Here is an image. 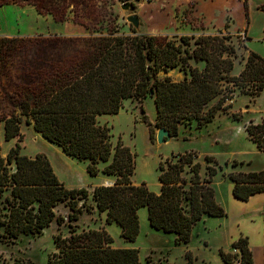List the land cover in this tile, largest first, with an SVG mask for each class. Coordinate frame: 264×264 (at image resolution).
<instances>
[{"label":"trees","instance_id":"trees-1","mask_svg":"<svg viewBox=\"0 0 264 264\" xmlns=\"http://www.w3.org/2000/svg\"><path fill=\"white\" fill-rule=\"evenodd\" d=\"M31 5L41 10L36 3ZM243 7L247 16L245 0ZM45 8L52 12L48 10L51 5ZM224 39L181 36L176 43L166 36L136 35L126 42L114 38L110 43H87L78 60L61 64L39 86L13 97L15 110L2 119L3 139H22L20 125L24 122L66 156L86 161L89 175L101 172L114 177L111 185L95 187L90 196L97 212L105 215V223L117 225L125 241L136 239L137 212L145 208L150 228L175 235V244H187L192 228L204 217L225 216L211 184L221 166L212 157L204 156L207 165L201 174L195 153L173 154L158 165L159 192L154 194L145 184L131 181V150L120 141L113 145L108 127L99 120L117 115L125 100L140 103L151 98L154 127L176 138L181 125L201 128L218 112L225 113L231 107L227 102L236 93L258 97L264 90V60L248 53L241 72L231 75L235 48L224 43ZM191 61L202 65L192 66ZM172 69L182 73L180 81L158 77L160 72ZM231 118L241 120L236 114ZM142 120L146 118L143 116ZM147 126L151 132V124ZM244 130L248 140L264 151V123L249 121ZM17 142L5 158L0 151V242L40 235L52 223L61 226L67 221L68 236L57 234L53 238L55 251L47 257V264H140L138 250L112 248L105 230L77 232L72 223L84 210H92L90 206L83 210L89 193L85 189L65 188L45 156H24ZM238 165L241 163L237 161L230 164L233 168ZM227 177L236 200L247 202L252 195L264 192V170L231 172ZM59 204L69 210L66 219L55 212ZM231 247L239 250L242 264H252L246 238H239ZM218 256L224 264H232L230 254L219 250ZM190 257L187 253V264H191ZM12 264L32 263L14 259Z\"/></svg>","mask_w":264,"mask_h":264},{"label":"rangeland","instance_id":"rangeland-1","mask_svg":"<svg viewBox=\"0 0 264 264\" xmlns=\"http://www.w3.org/2000/svg\"><path fill=\"white\" fill-rule=\"evenodd\" d=\"M61 1L0 0V151L3 158L17 142L16 139L9 142L3 139L2 119L15 110L13 97L39 86L61 64L78 60L87 43H110L114 38H122L126 42L136 35L166 36L178 43L181 36L195 38L211 35L226 37L224 43L234 46L233 76L243 69L248 53L264 60V0H245L247 16L244 0H154L149 4L141 0ZM32 2L41 10L37 11L39 8L32 6ZM124 3H130L131 11L126 13L121 10L120 6ZM47 5H51L52 8L48 10L52 12L47 11ZM131 14L139 18L138 31L126 21ZM190 63L196 67L202 65L193 61ZM158 77L180 81L182 73L172 69L160 72ZM227 103L231 107L225 113L218 112L210 123L201 128H196L194 124L188 127L181 125L178 136L163 144L156 142L158 129L154 127L155 109L151 98L140 103L125 100L117 115L103 116L99 120L108 127L113 145L120 141L131 150L134 156L131 181L137 185L145 184L154 194L159 192L158 165L173 154L195 153L201 174H204L207 165L204 156L212 157L221 166V171L218 170L211 184L216 202H220L223 210L227 211L228 219L223 222L204 218L192 228L187 244H175V235L150 228L145 208L137 212L139 232L136 239L133 242L125 241L117 225L105 223V215L97 212L90 196L95 187L111 185L114 177L101 172L95 176L89 175L86 161L66 156L59 147L43 140L24 122L20 125L22 139L17 143L24 156H45L56 179L65 188L85 189L89 193L83 210L87 206L92 210H84L79 219L72 223L77 232L105 230L112 241V248L138 250L140 264H187V253L191 256V264H224L217 248L224 242L221 228L237 213L246 210L245 206L234 207L228 203L231 182L227 175L237 169L230 166L232 161H246L244 168L247 170L264 165V155L255 156L251 152L254 144L248 140L244 130V125L249 121L264 120V90L256 98L236 93ZM232 114L240 116L241 120L234 121ZM143 116L145 121L142 120ZM148 124H151V132ZM225 163L228 165L225 166ZM221 172L224 176H221ZM55 212L66 219L69 210L64 204H59ZM218 223L222 226L220 230ZM68 225L67 221L61 226L52 223L40 235L19 236L0 242V264H12L14 259L47 264V257L55 251L53 238L57 234L67 237Z\"/></svg>","mask_w":264,"mask_h":264},{"label":"crops","instance_id":"crops-1","mask_svg":"<svg viewBox=\"0 0 264 264\" xmlns=\"http://www.w3.org/2000/svg\"><path fill=\"white\" fill-rule=\"evenodd\" d=\"M230 114L231 113H229V115ZM260 123H264V120L261 119L260 122H254L253 124ZM251 152L255 156H259V154L264 155V151H259L255 145L252 147ZM238 163H241V165H238L234 172L250 173L264 170V165L247 170L244 168L246 161L242 160L238 161ZM248 164L251 165L252 162H248ZM231 189L232 184L229 186L230 194L227 198L228 203L234 207L245 206L246 210L240 211L228 223H224L226 225L225 227H222L219 223L217 224L218 229L222 227L221 229L224 234V242L223 244H219L217 248L226 254H230L232 250V243H234L239 238H246L248 249L252 254V264H264V192L252 195L247 202H242L232 197ZM218 204L222 206L220 202ZM204 218H213L222 220L224 222L228 219V213L225 210V216L223 217Z\"/></svg>","mask_w":264,"mask_h":264},{"label":"water","instance_id":"water-1","mask_svg":"<svg viewBox=\"0 0 264 264\" xmlns=\"http://www.w3.org/2000/svg\"><path fill=\"white\" fill-rule=\"evenodd\" d=\"M121 10L124 12H129L131 11V5L130 3H124L121 6ZM126 21L132 26V28L135 31H138L140 28V21L137 15L131 14L126 17ZM170 140V136L168 135L167 131L164 129H158L156 133V142L158 144H163L166 143L167 141Z\"/></svg>","mask_w":264,"mask_h":264},{"label":"built area","instance_id":"built-area-1","mask_svg":"<svg viewBox=\"0 0 264 264\" xmlns=\"http://www.w3.org/2000/svg\"><path fill=\"white\" fill-rule=\"evenodd\" d=\"M141 1L149 4V3L153 2L154 0H141ZM230 255H231L232 264H242L241 258H240V253H239L238 249L232 248Z\"/></svg>","mask_w":264,"mask_h":264}]
</instances>
